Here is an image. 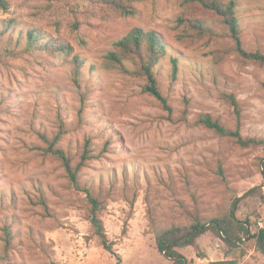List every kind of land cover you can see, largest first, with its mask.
I'll list each match as a JSON object with an SVG mask.
<instances>
[{
    "label": "rangeland",
    "instance_id": "374dc122",
    "mask_svg": "<svg viewBox=\"0 0 264 264\" xmlns=\"http://www.w3.org/2000/svg\"><path fill=\"white\" fill-rule=\"evenodd\" d=\"M235 1L244 46L264 52V0ZM9 2L0 9V50H16L0 55V246L7 248L0 264H172L157 248L154 226L208 219L235 200L239 218L264 225V145L241 146L198 121L209 113L235 128L222 98L233 93L243 136L264 140V66L224 55L226 40L187 33L178 21L182 0H141L132 15L106 16L77 0ZM8 19L17 25L5 31ZM135 27L159 32L168 47L156 71L171 111L144 91V77L106 65L115 42ZM30 28L70 43L72 52L27 51ZM76 55L84 62L79 85ZM61 121L66 133L57 146L74 164L90 140L93 156L78 176L103 201L115 254L93 232L84 191L44 150L42 135L54 139ZM255 244L231 249L207 232L179 250L191 264H264Z\"/></svg>",
    "mask_w": 264,
    "mask_h": 264
},
{
    "label": "trees",
    "instance_id": "16d2710c",
    "mask_svg": "<svg viewBox=\"0 0 264 264\" xmlns=\"http://www.w3.org/2000/svg\"><path fill=\"white\" fill-rule=\"evenodd\" d=\"M67 1V0H65ZM86 4L91 9H101L106 15H132L135 13L134 2L141 0H77ZM184 11L178 17L180 24L186 27V32L198 39L207 41H228V45L223 50L224 55L235 54L242 62L247 64H258L264 66V52L248 50L243 43L240 20L237 15V3L235 0H182ZM10 6L9 0H0V9L7 10ZM2 25L7 31L17 24L14 20H4ZM23 37V36H21ZM26 50L29 52H48L70 54L73 47L70 43L61 40H43L42 31L30 28L25 34ZM16 50L8 47L0 50V55L12 56ZM168 53V47L162 35L155 30H144L140 27L133 28L126 36L119 39L114 44V49L106 55V65L108 68H116L121 72L145 78L144 91L156 96L167 110L171 111L168 100L161 91V86L157 76L156 66L159 61ZM126 61H131L134 65L131 69ZM83 59L74 56L72 60L74 79L80 84L81 68ZM177 72V61L174 59V74ZM84 103L86 94L81 93ZM222 98L226 99L233 108L237 117V126L230 128L224 125L219 119L214 118L209 113L201 114L198 121L217 134L233 138L241 146L263 144L264 140L243 136L240 123L242 110L240 102L233 93H223ZM61 130L54 139L42 137L47 141L44 150L59 158L67 172L71 183L78 189L84 191L86 210L88 219L103 247L114 253L113 244L108 238L105 223L102 219L103 201L94 193L90 186L83 185L79 180V171L86 165L87 160L93 156L90 140L87 139L81 159L76 164L72 157L60 146H57L62 134L66 133L64 122L61 121ZM264 150V149H263ZM238 200L232 201L226 211L208 219L196 218L190 222H180L154 226V233L159 252L172 260V264H191L188 258L179 250L187 246H197L198 238L211 232L219 237L229 248L238 249L247 240L255 239L256 248L264 252V225L260 226L249 219L243 220L237 216ZM6 245L11 243L12 235L9 228L5 229ZM7 255V248L0 246V263ZM211 264H236L234 260H218Z\"/></svg>",
    "mask_w": 264,
    "mask_h": 264
}]
</instances>
